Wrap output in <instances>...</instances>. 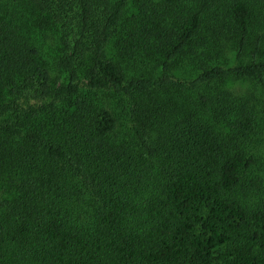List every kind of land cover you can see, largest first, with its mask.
Returning a JSON list of instances; mask_svg holds the SVG:
<instances>
[{"label": "trees", "instance_id": "16d2710c", "mask_svg": "<svg viewBox=\"0 0 264 264\" xmlns=\"http://www.w3.org/2000/svg\"><path fill=\"white\" fill-rule=\"evenodd\" d=\"M226 78L264 0H0V264H264Z\"/></svg>", "mask_w": 264, "mask_h": 264}, {"label": "rangeland", "instance_id": "374dc122", "mask_svg": "<svg viewBox=\"0 0 264 264\" xmlns=\"http://www.w3.org/2000/svg\"><path fill=\"white\" fill-rule=\"evenodd\" d=\"M258 55H262V52ZM250 56L251 50L248 49L242 58ZM223 87L234 95H243L245 100L249 99L258 103L257 108L262 109L257 113L256 123L246 142L248 151L246 156L250 157L251 163L243 171L245 183L242 185L248 186L249 189L245 201L252 203L256 198L264 197V95L261 87L255 81L250 80L226 78Z\"/></svg>", "mask_w": 264, "mask_h": 264}]
</instances>
